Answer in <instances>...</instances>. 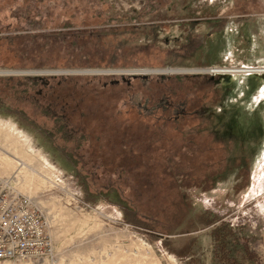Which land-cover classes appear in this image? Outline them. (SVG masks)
<instances>
[{"label": "rangeland", "instance_id": "obj_1", "mask_svg": "<svg viewBox=\"0 0 264 264\" xmlns=\"http://www.w3.org/2000/svg\"><path fill=\"white\" fill-rule=\"evenodd\" d=\"M21 17L35 21L34 30ZM6 26L0 37L84 30L96 38H70L73 68L60 48L52 67L0 64V78H47L52 75L4 72L53 71L61 72L53 73L57 78L94 76L125 88L127 81L128 103L142 107L141 118L153 122L151 113L163 109L166 96L177 104L172 114L183 115L172 122L159 113L162 121L148 124L149 136L134 113L111 118L110 86L84 95L88 116L77 130L87 140L78 142L76 161L56 149L58 143L71 150L72 140L56 138L36 90L35 96L1 90L14 110H0V149L9 155H0V178L36 201L53 249L44 264H212L211 231L223 225L248 254L243 263L264 264V73L226 75L227 82L224 74L210 73L264 68V0H0V29ZM94 40L109 47L105 56L92 50ZM162 76L169 80L159 82ZM125 101L119 109H126ZM8 132L23 140L21 146ZM119 135L133 143L135 154L122 157ZM17 158L34 171L18 175ZM72 167L87 178L83 187ZM159 167L163 184L141 183L144 172ZM119 170L128 172L117 178L112 173ZM166 172L177 174L178 184ZM107 182L124 190L122 199L116 190L111 196L97 191ZM202 218L213 224L200 226Z\"/></svg>", "mask_w": 264, "mask_h": 264}, {"label": "trees", "instance_id": "obj_2", "mask_svg": "<svg viewBox=\"0 0 264 264\" xmlns=\"http://www.w3.org/2000/svg\"><path fill=\"white\" fill-rule=\"evenodd\" d=\"M25 17V16H24ZM21 17V18H24ZM27 20V22L23 23H35V21H31L30 18H24ZM34 23L30 26L32 27L31 30H34ZM214 25V24H210ZM10 26H6L1 31H7V29ZM29 28H22L23 30H30ZM65 29H68L70 27L66 26L63 27ZM9 30V29H8ZM90 32V31H88ZM84 30H76V32H70L67 30H64L62 32H53V33H47V34H19V35H10V36H4L0 37V50H6V54L0 53V58L4 57L2 63H0L2 66L5 67H14V68H50L52 67L50 64L54 63L55 60H53L55 57H57L56 53L59 51L58 49L62 48L64 49V53L60 56V58L65 61V65L69 68L72 67V54H71V40H85L86 34L88 39L96 38L92 35V31L88 33ZM94 32V31H93ZM93 36V37H92ZM39 37L44 40L42 43L38 42ZM71 38V40H70ZM86 41V40H85ZM84 41V42H85ZM59 42V44H58ZM59 46V47H55ZM92 50L96 52H100L99 54L102 56H105L107 53L106 50L109 48H106V46H101L100 42L98 40H94L92 42ZM144 47L145 45H141ZM20 48V50L17 49ZM76 47V44L73 45V48ZM5 53V51H3ZM56 52V53H55ZM1 62V59H0ZM190 77H186V79H189ZM103 78L100 77H85V76H78V77H69V78H57L55 76H50L47 78L44 77H1L0 78V110H14L11 102L8 100V104H5V101L9 99L7 96L3 94L1 91L2 89L9 91V96L12 94L20 95L25 93H33L32 95L35 96V90L37 91V95H40L42 97V102L38 106L43 111V115L46 117H49L54 122V134L57 136V139H68L72 140V148L68 151L67 147H65V150L63 149V146L56 144V149L63 150L67 155L72 156L76 161L79 156L78 153V142L80 143L82 139L87 140V138H84V135L86 133L83 129L77 130V126L81 125V121L85 120L88 116L87 112V105L84 104L86 101L81 100L83 99L84 95H90L93 96L94 93L98 90H104L107 89L108 86H110L111 90H115V95L113 97H110L111 101L110 103H113V109L111 113V118H114L116 120L122 118V116H125V113H134L137 127L139 126H145L147 128L149 136L154 135L153 130L149 132V123L151 125H157L162 119L159 118L160 115L163 116V112L167 113L168 115L163 117V121L165 119L175 122L179 119V117H182V111L177 112V114H172V111L170 110V107L174 106L177 107V104H173L172 98L169 96L164 97L165 100L162 104V110L156 112L153 114L151 113V119H153V122H148V120H145L144 118H141V114L143 111L139 109L141 106L137 104H129L128 103V96L127 92L128 89L131 88V86L125 81L124 83L125 87H122L121 82L118 81H112V83H106L105 80H102ZM164 80H169L167 77H159V82H163ZM123 88V89H122ZM34 91V92H33ZM127 97V98H126ZM109 99V100H110ZM126 100V109L121 108L119 109V103L123 100ZM79 100V101H78ZM147 101V100H146ZM45 104V105H44ZM184 104V103H183ZM85 105V107L83 106ZM44 106V107H43ZM83 107V108H82ZM142 108V107H141ZM144 112H149V110L143 109ZM171 111V112H170ZM184 111V110H183ZM7 115H13V114H7ZM170 115V116H169ZM14 116V115H13ZM86 116V117H84ZM171 117V118H169ZM139 119V120H138ZM127 128H131V125L127 123ZM135 123H132V125H136ZM80 127V126H79ZM80 129V128H79ZM129 129V131L131 130ZM125 132V130H124ZM52 133V132H51ZM50 133V134H51ZM48 134V136L50 135ZM80 136V137H79ZM52 137V135L50 136ZM53 139V138H52ZM119 148L123 151V158L124 156L130 157L132 154H135V151L132 149L134 146L130 140L128 141V138L123 135H119ZM155 139V138H154ZM55 143V142H54ZM100 149L102 145H99ZM104 146L107 148V146L104 144ZM132 146V147H131ZM102 150V149H101ZM78 155V156H77ZM158 158L162 156L160 152H157L156 154ZM165 156V155H163ZM156 156L154 157L153 161H156ZM159 170H155L151 172H144V179L141 182L143 183H153V180L157 181L158 183H162V177L161 174V168L159 167ZM73 176L79 181L78 183L83 187L84 184H86L87 178L80 174L79 167L75 170L74 167L71 169ZM127 170L118 171L112 173L117 178H122L124 173H127ZM165 176H169L171 180L175 183H177V180H174V178H177V174H172L170 172L164 173ZM153 175V177H152ZM139 176H136V179L138 180ZM92 178V176H89ZM141 179V178H140ZM149 181V182H148ZM154 181V182H155ZM111 183V184H108ZM138 184V182H137ZM154 184V183H153ZM178 184V183H177ZM98 187V186H97ZM139 186H136L135 189L139 190ZM120 195L119 198L122 199L123 197V189L117 185L115 182H107L106 185H100L98 188V192H102L103 194H106L108 196L113 195L114 192H116ZM122 194V195H121ZM87 195H89V192H87ZM135 212V211H133ZM137 212H135V215ZM204 219V218H202ZM200 226L202 227H208L211 224H213V221L203 220V222H199ZM211 237L212 241L215 242V248H217V252L213 251V259L212 264H245L243 263L245 260H247L248 254L244 250L239 249V244L237 240L236 234L233 233L232 229L225 227H213L211 231ZM174 241H165V244L172 245ZM216 250V249H215ZM248 264V263H247Z\"/></svg>", "mask_w": 264, "mask_h": 264}, {"label": "built area", "instance_id": "obj_3", "mask_svg": "<svg viewBox=\"0 0 264 264\" xmlns=\"http://www.w3.org/2000/svg\"><path fill=\"white\" fill-rule=\"evenodd\" d=\"M39 207L0 178V264H44L52 243Z\"/></svg>", "mask_w": 264, "mask_h": 264}, {"label": "bare ground", "instance_id": "obj_4", "mask_svg": "<svg viewBox=\"0 0 264 264\" xmlns=\"http://www.w3.org/2000/svg\"><path fill=\"white\" fill-rule=\"evenodd\" d=\"M175 70H177V69H175ZM175 70H170V71H175ZM210 70H212L210 73H212V74H224V75H231V74H233V75H245V74H249V73H252V74H258V73H264V68H260V67H258V69H253V68H230V69H220V68H214V69H210ZM161 70H155L154 72H160ZM164 71H166V70H164ZM168 71V70H167ZM138 72V71H137ZM176 72H181V70H177ZM57 74V73H56ZM55 74V75H56ZM7 136H9V138H11L12 140H14V142H16L17 144H18V146H21V141H23V140H21V138H19V137H16V136H14L12 133H10V132H8V134H7ZM0 148H1V146H0ZM4 150H5V148H4ZM4 150H1L0 149V155L1 156H3V154H4V156H6V157H8L9 155H7L8 153V150H6V151H4ZM10 154V153H9ZM11 155H13L12 153H11ZM11 160V159H10ZM17 160H18V158H17ZM13 162V161H12ZM14 162H16V164H17V166H15L16 167V169L18 170V175H21L20 173H21V171L24 169V170H27V171H29V172H31V171H34V170H29L28 169V167L26 166V165H24V163H23V160H18V161H14ZM9 163V165H10V162H5V164H8ZM10 167V166H9ZM12 167V166H11ZM6 170L8 169V168H5ZM16 170V171H17ZM16 171H14L15 173H16ZM20 171V172H19ZM13 173V172H12ZM17 174V173H16ZM16 177V176H15ZM19 177V176H18ZM22 177V176H21ZM17 178V177H16ZM13 180H15V179H13ZM18 180V179H17ZM18 181H20V180H18ZM16 183H18V182H16ZM18 185V184H17ZM16 189V188H15ZM16 191H17V189H16ZM18 192V191H17ZM34 202H36V201H34Z\"/></svg>", "mask_w": 264, "mask_h": 264}, {"label": "water", "instance_id": "obj_5", "mask_svg": "<svg viewBox=\"0 0 264 264\" xmlns=\"http://www.w3.org/2000/svg\"><path fill=\"white\" fill-rule=\"evenodd\" d=\"M4 73L5 74H13L14 73V75H22V74H26V75L47 74V75L54 76L53 73H56V72H53V71H28V72H12V71H7V72H4ZM57 73H61V72H57ZM65 73H73V71H68V72L66 71ZM144 77H146V76H144ZM223 78L225 79L224 81H226V82L229 80V76H226V75L224 76L223 75ZM123 80H125V79H123Z\"/></svg>", "mask_w": 264, "mask_h": 264}]
</instances>
